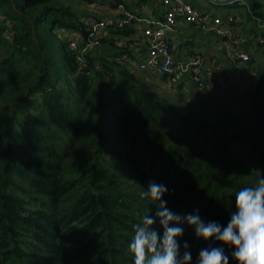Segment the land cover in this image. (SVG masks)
<instances>
[{"label":"trees","instance_id":"obj_1","mask_svg":"<svg viewBox=\"0 0 264 264\" xmlns=\"http://www.w3.org/2000/svg\"><path fill=\"white\" fill-rule=\"evenodd\" d=\"M104 2L133 10L126 0H0V264H133L132 226L156 210L140 196L149 179L167 185L168 207L226 225L235 191L264 176V65L249 99L170 98L129 74L130 26H108L84 61L71 49L70 32L85 45ZM227 4L264 35V0ZM179 239L193 261L208 244L187 224Z\"/></svg>","mask_w":264,"mask_h":264},{"label":"clouds","instance_id":"obj_2","mask_svg":"<svg viewBox=\"0 0 264 264\" xmlns=\"http://www.w3.org/2000/svg\"><path fill=\"white\" fill-rule=\"evenodd\" d=\"M168 191L164 183L149 179L140 196L156 205L133 224L128 242L133 264H264V176L254 185L235 191V208L227 224L205 220L198 210L182 214L167 206L162 197ZM158 222L159 228L154 225ZM191 226L197 238L208 242L193 261L190 244L179 238L184 226ZM219 242V243H217Z\"/></svg>","mask_w":264,"mask_h":264},{"label":"built area","instance_id":"obj_3","mask_svg":"<svg viewBox=\"0 0 264 264\" xmlns=\"http://www.w3.org/2000/svg\"><path fill=\"white\" fill-rule=\"evenodd\" d=\"M138 2L139 0H135ZM209 1V0H207ZM219 4H227V1L240 0H216ZM163 13L159 17L136 14L135 11L126 7L124 3H118L114 14L105 17L91 16L87 19L89 25V38L85 45H80L77 39L70 40V47L78 51V58L84 61V53L93 44H98V37L108 26H130L137 36L133 45L138 50L142 49L145 54L142 59L135 60L131 55L126 54L124 58L128 62H136L141 71H151L158 76H167L168 84L179 87L186 75L191 77L199 93H206L212 80L205 77L202 71L205 57L201 53H195L187 62H178L171 42V33L178 29L180 20L186 21L207 32H212L227 40H234L237 30L233 25L237 21L235 13L228 12L220 15L209 8L201 9L196 7L191 0H162ZM264 29V22L259 23ZM241 37V36H240ZM261 44L264 42V35L256 37ZM243 42L247 40L242 38ZM77 52V53H78ZM238 56L242 60H249L248 50L241 51ZM230 79V72L219 73L215 77L218 87L226 89Z\"/></svg>","mask_w":264,"mask_h":264},{"label":"crops","instance_id":"obj_4","mask_svg":"<svg viewBox=\"0 0 264 264\" xmlns=\"http://www.w3.org/2000/svg\"><path fill=\"white\" fill-rule=\"evenodd\" d=\"M126 1L134 11L138 12V14L159 17L163 12L162 0H150L147 3L145 2L141 4H139L135 0ZM191 1L196 7L201 9L210 7L209 3L204 2L203 0H201L202 2H199V0ZM114 9L115 8L111 7L109 3L104 2L98 4L94 9H92V11L98 14L100 17H105L114 14ZM228 12L239 14V9L234 8L233 10H228L221 15H226ZM244 20V18L240 19V21ZM249 21L252 24H254L255 22L253 20ZM233 27H236L235 31L237 30V36L234 40H227L212 32H207L203 29H200L183 20H180L178 29L175 32L171 33L170 38L173 45V52L178 62H187L189 59L192 58L195 53H201L205 57L204 64L202 65V71L205 77H208L210 80H212V86H210V88L205 94L198 92L195 84L192 82L191 77L189 75L185 76L184 82L181 84V86L173 87L168 84L167 80H162L161 76H158L151 71H141L137 67L136 62H127L124 58L122 59L127 62L126 66L129 69V74L137 73L142 74L144 76H150L152 78V81H157L158 85H162L166 89L173 90L174 94L182 93L185 95L191 92V94H188L190 95L189 97H194L199 94L206 95L221 93V90L227 93L226 89L218 87L215 82V77L217 74L226 72H230V79L227 84V87H230L231 93L238 92L241 87V77L246 75L248 70H253V66L251 65L252 63H250L249 60L251 58H254L256 60V55L260 52L264 54V49L263 44L257 41V36L255 34L256 32L253 31V29H250L249 34L246 35L242 30H239V24L235 23ZM70 33L71 35L69 36L71 38L80 39L81 37L78 31H73ZM106 33L108 38H112V34L110 32L107 31ZM206 35L211 36L214 39L213 41L215 44L211 45L209 42V38H207ZM213 36L217 38H214ZM242 38L246 39L247 41L243 42ZM128 40L129 38H126L124 36H120V38L117 39L118 42L125 45H127ZM250 44L252 46L251 50L249 49ZM254 49L256 53L252 54L254 53ZM116 50L117 49L110 44H104L100 49L102 54L107 55L115 54ZM244 50L249 51V60H242L239 58L238 53ZM144 54V50H138L137 47L133 46L132 55L135 60L142 59ZM158 90H161V88H159Z\"/></svg>","mask_w":264,"mask_h":264},{"label":"rangeland","instance_id":"obj_5","mask_svg":"<svg viewBox=\"0 0 264 264\" xmlns=\"http://www.w3.org/2000/svg\"><path fill=\"white\" fill-rule=\"evenodd\" d=\"M204 2H208L210 7L209 9L216 12L217 14H224L226 11L228 10H233L234 8H236V6L234 5H230V4H219L216 0H212V1H207V0H203ZM199 2H202L201 0H199ZM74 7L76 9H80V11H88L89 10V7L85 6V5H78L76 3H74ZM239 17H237V21H236V24H239V30H242L246 35L249 34V31L250 29H252L251 27L253 26L252 23H250L249 21V17H247V15H245V12L242 11L241 9H239ZM246 16V17H245ZM244 18L245 20L244 21H240V19ZM241 23V24H240ZM250 23V25H249ZM207 38H209V42L211 45L215 44L214 43V39L211 37V36H208L206 35ZM214 38H217L215 36H213ZM255 45V44H254ZM249 49L251 50L252 49V46L250 44V47ZM254 53L252 54H255L256 51L254 49L253 51ZM254 62V63H253ZM253 66V70H248L247 74L242 76L241 79H240V83H241V87H240V90H238L237 93L241 94L243 96V98H247L249 99L252 95V92H253V89L256 85V75H257V72H258V69L264 65V54L262 52H260L259 54L256 55V60L254 59V61H252V64ZM252 66H251V69H252ZM154 83V81H152V84ZM151 84V83H150ZM161 90H158L159 92H161L162 94H166L168 97L170 98H177V96L174 95L173 93V90H169V89H166L164 87H160ZM221 93L223 94L222 98L227 100L226 99V95H225V92L223 90H221ZM188 94H191L188 93ZM188 94H183V96L187 99L189 98L190 95ZM198 96V95H197ZM213 94H209L207 95V97L209 98L210 102H214L212 101L213 99ZM249 97V98H248ZM210 103V104H211Z\"/></svg>","mask_w":264,"mask_h":264},{"label":"water","instance_id":"obj_6","mask_svg":"<svg viewBox=\"0 0 264 264\" xmlns=\"http://www.w3.org/2000/svg\"><path fill=\"white\" fill-rule=\"evenodd\" d=\"M263 49H264V42H263ZM226 90H227L228 95H230V94H231V89H230V87H227Z\"/></svg>","mask_w":264,"mask_h":264}]
</instances>
